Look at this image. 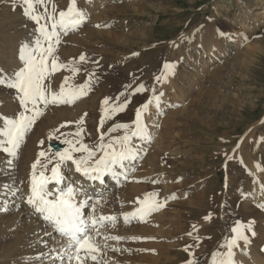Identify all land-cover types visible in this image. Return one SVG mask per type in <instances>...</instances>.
<instances>
[{"label":"rangeland","instance_id":"374dc122","mask_svg":"<svg viewBox=\"0 0 264 264\" xmlns=\"http://www.w3.org/2000/svg\"><path fill=\"white\" fill-rule=\"evenodd\" d=\"M20 3L16 0L17 5ZM255 3L256 0H77V7L86 12L87 18L78 29L61 35L56 54L66 67L52 72L45 83L56 91L63 85L67 91L91 77L90 90L72 104H49L44 108L22 141L18 157L0 152V184L25 181L41 151L51 156L55 152L51 145H59L63 151L68 147L65 139H73L80 127L84 129L83 142L94 145L100 134L114 124H131L136 109L149 101L155 88L157 95L164 93L160 109L150 106L148 115L158 118L157 146L150 147L148 154L140 151L139 156L143 161L148 157L156 160L153 166H141L155 179L152 184L144 175L146 182L141 181V185L161 211L156 209L126 228L119 221L114 227L108 225L110 230L102 228L104 235L126 239L117 242L97 238L101 245L107 243L109 247L97 254V261L89 259L86 264H185L190 253L195 254L198 264H211L214 252L225 251L220 245L229 238L237 220L245 224L254 220L252 227L257 236L248 233L253 244L244 248L241 242L244 252L236 249V260L249 264L255 256L264 262V208L252 201L258 187L264 185V14L254 18L263 9ZM46 4L49 11L55 7L58 17L59 11L67 10L70 0H46ZM36 9L44 15L41 6ZM210 26L214 32L231 37L225 42L227 49L222 48L230 49L231 56L207 70L204 58L200 60L195 50L198 31ZM37 27L23 15L22 5L16 7L12 0H0V67L8 71L17 68L21 63L17 59L18 45L34 39ZM237 37L242 38L240 45L234 42ZM82 54L84 61L79 59ZM166 62L175 63V74L169 73L171 77L157 82L155 78L166 71ZM73 68L79 71L73 74ZM139 84H144L146 91L133 95ZM174 88L182 98L175 100ZM122 94L130 98L127 108L100 127L104 109L118 99L122 101ZM0 95L7 100L0 110L5 115L11 118L24 111L11 99L12 91L0 89ZM105 98H111L107 106L103 105ZM82 117V125L75 123ZM57 128L60 132L49 139V133ZM112 135H123V130ZM32 143L37 144L38 152L27 155L26 147ZM262 193L264 196V188ZM162 213L164 217L159 216ZM151 217L158 218L152 221ZM24 235L23 230L0 234V264H18L17 256L30 252L29 248V252L22 249L23 245H15L17 238ZM41 247L31 251L37 257L35 264L48 260L40 256ZM157 254L159 258L153 257ZM150 259L159 260L150 263Z\"/></svg>","mask_w":264,"mask_h":264},{"label":"snow or ice","instance_id":"6c2138e0","mask_svg":"<svg viewBox=\"0 0 264 264\" xmlns=\"http://www.w3.org/2000/svg\"><path fill=\"white\" fill-rule=\"evenodd\" d=\"M12 4L16 7L22 5L23 15L38 25L34 31V39L18 45L17 59L21 63L18 64L17 68L8 71L0 67V89L12 91L11 99L18 102L24 109L18 116L11 118L0 111V152L7 154L8 157H18V149L22 141L27 132L43 115V109L49 104L74 103L90 90L91 77L84 84L67 91L63 85L59 91H56L51 88L50 84L45 83L52 72L66 67L59 62V57L56 54L57 46L61 42V35H67L68 32L78 29L87 18L86 12L77 7V0H70L67 10L59 11L58 17L55 7L49 11L46 0H21L20 5L16 4V0H12ZM37 5L43 8L44 15L37 12ZM41 20L45 22L41 23ZM219 34L222 37L226 35L223 32ZM133 55H138V53H133ZM79 59L84 61L85 56L82 54ZM175 66V63L166 62L164 64L165 73L157 76L156 81L167 80L169 73L174 75ZM70 71L75 74L79 69L73 68ZM67 81L68 78L65 77V84ZM144 91H146L145 85L139 84L133 89V95ZM152 91L153 96L149 101L136 109L135 120L131 124H114L106 132L100 134L98 143L94 145L83 142L82 133L84 129L80 127L73 139H65L64 143L68 145L67 148L63 151H55L51 156L45 151H41L39 157H45L47 163H42L39 157L33 163L34 171L31 176L30 192L26 195L25 202L38 216L43 217L48 222L51 232L46 234H58L56 246L51 249V264H86L89 259L97 261V254L109 247L107 243L101 245L97 238L103 241L117 242L126 239L123 236L104 235L101 232V229L108 227L109 224L114 227L117 223V217L114 215H97L96 205L101 202L100 197L89 195L82 184L69 182L60 187L56 193L50 191L47 185L50 181H55L58 185L63 183L65 179L62 171L63 166H74V171L88 180H100L102 182L103 177L107 175H110L117 182L121 176L128 179V171L135 170L134 166L129 168L128 162L135 161L142 150L133 143V140H151V133L148 130L145 117L151 115L150 106L154 105L159 110L162 103L161 98L164 93L160 92L157 95L155 88ZM110 99L105 98L103 105H109ZM6 103L7 100L3 95H0V110ZM129 103L130 98L124 95L122 101L118 99V102L105 108L104 115L100 120V127H103L106 121L115 114L124 112ZM75 123L82 125L83 117ZM60 127H64V125ZM121 130H123V135H112ZM59 132L60 128L55 129L54 132L49 133L48 138L52 139ZM44 143V140L40 141L41 145ZM76 153L81 155L77 157ZM53 161L55 162L53 163ZM11 162V160L8 161L9 164ZM241 163H243L242 160ZM37 164H40L45 171L51 165L50 175H45V171H41L39 178H37L35 173ZM16 191L19 192L20 189L17 188ZM258 206L264 207V205ZM158 207H160L158 203L148 204L145 202L134 212L124 213V221L127 223L129 217L137 215L143 219L144 216ZM89 209H91L90 212L87 211ZM3 210L7 211V208ZM205 219H210V216L205 217ZM254 223V220H250L246 224L244 221L237 220L231 227L229 238L220 245V248L225 249V251L217 250L214 252L211 264H242L236 260L237 253L235 250L239 249L243 253L244 249L241 248V242L245 248L251 243L248 233L252 237L256 235L252 227ZM193 227L195 228V226ZM188 235L191 236L192 233H188ZM132 239L140 238L133 237ZM196 239L199 240L198 237ZM197 246L199 245L197 244ZM112 250L117 251L119 249ZM261 250L264 251V248ZM185 264H198L194 253H190V259Z\"/></svg>","mask_w":264,"mask_h":264},{"label":"bare ground","instance_id":"6f19581e","mask_svg":"<svg viewBox=\"0 0 264 264\" xmlns=\"http://www.w3.org/2000/svg\"><path fill=\"white\" fill-rule=\"evenodd\" d=\"M254 5L260 6V7L262 6V8H263L261 11L257 12L256 15H254V18H262V15L264 14V0H256V3ZM93 17H96V16H93ZM215 31H216V29H215ZM197 35H198V45H197L195 51L197 53V56L200 58V60L202 58H204L202 60L204 69L209 70V67L213 66V64L223 63V62H225V59H227L231 56L230 55V52H231L230 49L222 51V48L227 49V47H225V45L227 43H225V42L228 41L229 39H231V37H228V36L222 37L219 33L214 32V29L211 26L205 28V30L201 29L200 31H198ZM240 41H242V38L237 37L236 41H234V42L236 43V45H238V44L240 45V43H239ZM236 50L237 49H233V51H236ZM216 67H219V66H216ZM170 74H168V76H170ZM213 77H215V76H213ZM169 85L171 86V84H169ZM169 88H172V86ZM173 91H175V88L173 89ZM173 95H174V98L176 97L175 100L182 98L181 96H178L180 94H178L176 91L174 92ZM150 108L152 109V107H150ZM130 113H129V115H130ZM157 119L154 120L149 116L145 117V122L148 125V130L150 131L151 137H152L150 141H145V140H140V139H134L133 140V143L136 144V146L138 148L142 149L141 152H145L146 154L149 153L150 147H152L153 145H156V144H154V142L158 138V132L160 130L158 125H157ZM54 146L59 147V149H57L55 151H60L62 149L61 146H59V145H51V148H53ZM156 146L154 147V149H157ZM26 148H27V150H25V151L27 152V155L28 154H36L38 152L37 144H34V143L30 144ZM26 152H23V153H26ZM40 160L42 163H47V160L45 157H41ZM141 160H142V158L138 155V157L135 161L128 162L129 168H131L132 166H134V167L138 166V167H136L138 169L134 170L135 171L134 175H132L134 171H128V179H124V177L121 176L119 179V182H117L115 179H113L110 175L104 176L103 177L104 179L102 180V182L100 180H96V181L88 180L85 177H83L80 173H76L74 171V166H71V167L63 166L62 171H63L64 177H65L63 183L58 185V184H56L55 181H50L48 183L47 187L50 191H52L53 193H56L60 187H63L64 185H66L69 182H75L78 184H82L84 189L88 192L89 195L94 196V197H96V196L100 197L101 202L96 205V214H99V215L103 214L106 216L107 215H114L117 217V221L124 223V227H125V225H127L128 223L130 224V222H132L134 220L139 221V219H141V218L139 215H137L135 217H129V221L127 223H125L124 215H123L124 213L134 212L137 208H140L141 206H143L145 204V202H147L148 204H154L155 202H157V201L153 200V198L150 197V194L148 195V193L144 192L145 188L143 187V185H141V181H144L143 178L145 176L146 177L148 176V179H149L148 182L152 181L151 183L153 184V181L155 179H151L152 175H150V172L148 170L143 172L142 171L143 168L141 166L143 164L146 167H147V165L153 166V164L156 162V160L148 157L147 159H145V161L142 160L143 163L139 165V162H141ZM54 162L55 161H53V163ZM69 164H70V162H69ZM50 168H51V165H49L48 170L45 171L44 169L41 168L40 164H37V168L35 169V173L37 175V178H39V173L41 171H45V175H50ZM33 171L34 170L31 166L30 171H28L29 173L26 177V180L23 181V183L16 182V180H17L16 179L15 182L12 181V183L8 182V183L0 184V234L9 235V233H15L18 230H23V233L25 235L17 238L15 245H17V247H21L23 245L22 249L26 248V250H28V248H29L30 252L28 250L29 253L25 254V255H24V253L23 254L20 253L16 258L18 264H35L34 259H35L36 255H35V253H33L31 251H33L34 249L37 250V246H39V245L42 246L41 247L42 253H40V251H39L40 256H47L48 257V260L46 262H44V263L42 262V263L43 264H51V260H50V256L52 254L51 249L54 246H56V241L58 240V234H55V233H53L52 235L46 234V233L51 232V228H50L48 222L45 221L43 219V217L38 216L32 210V208L30 206H28L25 202L26 201V195L30 192V183H31V176H32ZM159 179H160V177H159ZM104 181H105V183H104ZM144 182H146V181H144ZM102 183H104V185ZM17 188L20 189L19 192L16 191ZM162 199H164V198H162ZM252 201L256 205H264V196H263L261 187H258L257 195L253 198ZM4 208H7V211H4L3 210ZM87 211L90 212L91 209L87 210ZM160 211H161L160 208L157 209V212H160ZM157 212H155V213H157ZM162 215H163V213L159 216L164 217ZM146 216H148V215H146ZM158 217H155V218H158ZM9 218H12V219H9ZM155 218L151 217L152 221H154L153 219H155ZM151 219H149V221ZM140 221H143V220H140ZM105 223L107 224V222H105ZM133 223H135V222H133ZM150 223H151V221H150ZM153 225H155V223ZM109 226H111V225L109 224ZM15 228H17V229L12 230ZM108 229L110 230L112 228L108 227ZM123 229L124 228H122V231H124ZM109 230H108V232H110ZM134 230H136V229H134ZM137 231L138 230H136V233H137ZM32 236H33V238H32ZM128 238H130V237H128ZM166 247H167V245H166ZM169 247H167V248L169 249ZM247 250L249 251V249H247ZM250 250H251V248H250ZM35 252H37V251H35ZM156 256L158 257V254L153 256V257L156 258ZM257 257H258V255H257ZM259 258L260 257H258V259ZM258 259L254 256L251 259V261L249 262V264H264L263 261H260L262 259H260V260H258ZM139 260H141V259H139ZM156 260L150 259V263L151 262L154 263V261H156ZM160 263L164 264V262H160ZM113 264H118V263L115 262ZM123 264H128V263H123Z\"/></svg>","mask_w":264,"mask_h":264},{"label":"water","instance_id":"95a60500","mask_svg":"<svg viewBox=\"0 0 264 264\" xmlns=\"http://www.w3.org/2000/svg\"><path fill=\"white\" fill-rule=\"evenodd\" d=\"M53 148H54L55 150L59 149V147H58V146H54Z\"/></svg>","mask_w":264,"mask_h":264}]
</instances>
